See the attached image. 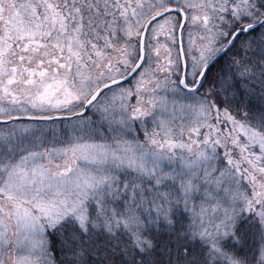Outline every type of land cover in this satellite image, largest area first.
Masks as SVG:
<instances>
[{"label": "snow or ice", "instance_id": "6c2138e0", "mask_svg": "<svg viewBox=\"0 0 264 264\" xmlns=\"http://www.w3.org/2000/svg\"><path fill=\"white\" fill-rule=\"evenodd\" d=\"M0 264H264V0H0Z\"/></svg>", "mask_w": 264, "mask_h": 264}]
</instances>
